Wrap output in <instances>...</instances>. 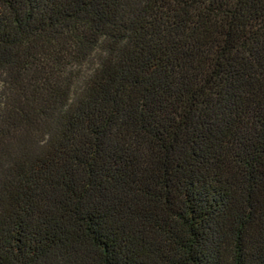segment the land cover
<instances>
[{
    "label": "trees",
    "instance_id": "1",
    "mask_svg": "<svg viewBox=\"0 0 264 264\" xmlns=\"http://www.w3.org/2000/svg\"><path fill=\"white\" fill-rule=\"evenodd\" d=\"M0 264H264V0H0Z\"/></svg>",
    "mask_w": 264,
    "mask_h": 264
}]
</instances>
